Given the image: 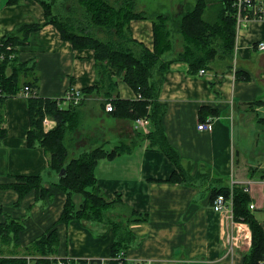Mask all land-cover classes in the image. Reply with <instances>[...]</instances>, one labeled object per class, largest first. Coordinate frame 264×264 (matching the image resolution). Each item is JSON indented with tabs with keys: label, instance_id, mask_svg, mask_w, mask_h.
<instances>
[{
	"label": "crops",
	"instance_id": "obj_1",
	"mask_svg": "<svg viewBox=\"0 0 264 264\" xmlns=\"http://www.w3.org/2000/svg\"><path fill=\"white\" fill-rule=\"evenodd\" d=\"M199 1L190 0L188 4L195 10ZM139 2L146 15L155 12L156 7L147 0ZM36 22L43 24L45 14L35 1L1 0L2 41L22 24ZM131 31L135 40L154 50L152 19H133ZM176 41L179 52L183 37L177 35ZM260 42H264V20L251 19L237 25L234 55L228 65L219 63L202 75L200 71L191 73L184 61L169 66L159 91V103L166 109L162 124L189 179L171 180L179 169L158 147L150 146L146 135L154 130L152 125L136 129L135 121L116 117L107 112L106 105L103 109L96 102L92 104L91 117L97 122L94 127L89 130L90 121L85 123L82 116L81 126L71 133V159L95 148L106 154L95 169L103 195L108 199L120 196L129 209L146 217L128 223L135 236L127 250L130 260L149 264H244L251 254L252 230L237 218L233 200L218 213L213 209V199L217 188L247 189V211L264 230V128L259 123L264 115V50L258 49ZM16 51L9 60L32 68L25 76L37 82V97L57 99L61 109L75 107L61 100L68 90L84 93L97 81L94 51L75 49L52 24L31 33L27 43ZM11 73L6 69V75ZM118 90L122 101L142 99L123 81H119ZM21 91L6 98L0 108V124L6 129L5 138L0 140V224L7 220L23 223L21 251L56 230L59 246L54 258L87 262L111 257L113 235L107 232L103 237L105 231L100 224L76 220L61 223L69 197L52 184L59 176L51 173V155L38 144L29 145L33 129L30 99ZM98 99L104 104L102 96ZM86 101L87 105L93 101L91 95ZM207 121L214 126L212 133L198 129ZM56 126L52 117L44 118L45 132ZM122 144L131 146L130 151L118 152ZM37 176L45 180L44 189L34 188L21 197L14 186L24 184L23 178ZM73 201L79 209L83 198L75 194ZM26 255L7 253L2 257L21 259Z\"/></svg>",
	"mask_w": 264,
	"mask_h": 264
},
{
	"label": "trees",
	"instance_id": "obj_2",
	"mask_svg": "<svg viewBox=\"0 0 264 264\" xmlns=\"http://www.w3.org/2000/svg\"><path fill=\"white\" fill-rule=\"evenodd\" d=\"M19 1L21 0H12V2ZM35 1L44 10L45 22L22 24L17 32L3 39L4 43L7 45L11 43L15 47L25 45L31 33L37 32L44 25L52 24L63 40L70 42L75 49L93 50L97 81L84 93H95L106 99V102L111 101L116 108L113 113L118 116H124L133 121L140 117H148L154 129L146 135L150 146L158 147L179 169L173 174L171 180L189 179L187 170L181 166L178 153L165 137L162 119L166 109L159 103V91L169 66L175 61L187 62L193 74L201 69H211L219 63L229 64L234 55L237 34L235 16L237 11L233 7L234 0L203 1L201 4L198 3L195 10L190 9L179 15L169 13L146 15L144 12L137 11L135 0ZM57 2L70 4L73 7L76 5L83 11L80 14L65 15V17L55 16L52 7ZM206 5H209V8ZM146 18L154 21L155 48L153 51L135 40L131 31L133 19ZM177 35L183 37V48L179 52L176 50ZM7 45L3 46L2 50L6 49ZM6 69H11L12 73L6 75ZM31 69L27 64L20 65L16 59L0 62L2 90L0 108L3 107L6 98L18 94L26 84L37 89V82L25 76V72ZM24 78L27 79L24 80ZM119 81L127 83L141 95L142 99L133 102L120 100ZM29 99L33 126L29 133V145L33 147L38 144L51 155V173L59 176L58 181L52 184L67 193L69 197L61 223L68 224L73 220L82 223H98L105 231L103 237L107 232L113 235L112 255L115 256L121 251L127 252L135 240L134 234L128 229V223L135 219H146V217L129 209L117 195L115 198L118 203L128 208L131 213L126 219L120 220L122 224L111 222L112 217L109 215L115 201L103 195L95 176L98 161L106 156L101 148L84 152L77 158L71 159L69 153L71 147L67 143V138L72 136L71 133L79 126L80 107H70L65 110L58 106L57 99L44 100L39 97ZM47 115L57 122L56 128L48 133L43 128V120ZM260 121V124H263L264 119ZM5 136L6 129L0 124V140ZM130 148L131 146L122 144L118 152H127ZM63 170L65 172L61 174ZM21 180L25 183L14 186L21 197L34 188L44 189L45 180L42 176ZM75 194L83 198L79 209L73 201ZM220 194L230 199L231 188H217L213 200ZM232 200L237 218L247 223L252 230V252L244 264H260L264 259V230L247 211L250 204L249 194L244 188L235 187ZM2 211L0 206V213ZM12 225L16 227L12 228ZM23 229V223L15 220H7L6 223L0 224V255L7 253L16 255L23 252L41 257L55 255L59 246L56 230L21 251L19 250L20 233ZM12 246L15 249L18 248L17 252L12 250ZM56 263L57 260L43 258L37 259L34 264ZM0 264H27V262L23 258L0 257ZM77 264H87V262L80 260Z\"/></svg>",
	"mask_w": 264,
	"mask_h": 264
},
{
	"label": "built area",
	"instance_id": "obj_3",
	"mask_svg": "<svg viewBox=\"0 0 264 264\" xmlns=\"http://www.w3.org/2000/svg\"><path fill=\"white\" fill-rule=\"evenodd\" d=\"M233 7L236 9V20L237 25H244L246 22H248L251 19H257V20H264V0H234ZM4 43L1 40L0 37V48H3ZM259 50H264V42H260L258 44ZM6 49L8 50L5 52L6 54H9L10 51H13V47L6 46ZM13 51L10 58L15 57L16 54ZM3 52H0V60L6 59V54ZM206 70L201 69L200 74H205ZM25 97L31 98V97H37V90L32 88L29 85H26L23 90L21 91ZM0 95H2V90L0 88ZM85 98L84 93L77 89H70L67 91L65 96L61 99L64 103H68L69 106H77L79 105L82 100ZM139 98H141V95H139ZM60 104V103H59ZM106 110L107 112H113L115 110L114 105L109 101L106 103ZM150 123V119L146 117L145 119H138L136 121L137 129L147 127ZM151 124V123H150ZM198 129L201 131H208L209 133L213 132L214 126L211 122L201 123L198 126ZM247 191V189H246ZM233 198V188L231 189V198H226L225 195L220 194L218 195L214 202H213V209L221 213L225 211L228 208V204L230 203V200L232 201ZM254 206L251 205V209H253ZM2 257V255H0ZM43 258H50V257H41L38 255H26L23 257V259L26 260L27 264H34L37 259H43ZM52 260H57L56 264H72V263H79L80 260L75 259H58V258H51ZM87 264H149V262H138L134 260H130L127 257V252L121 251L115 256H112L111 258H101V259H95V260H88ZM260 264H264V259L260 262Z\"/></svg>",
	"mask_w": 264,
	"mask_h": 264
},
{
	"label": "rangeland",
	"instance_id": "obj_4",
	"mask_svg": "<svg viewBox=\"0 0 264 264\" xmlns=\"http://www.w3.org/2000/svg\"><path fill=\"white\" fill-rule=\"evenodd\" d=\"M3 1H5V0H3ZM33 1H35V0H33ZM112 1H115V0H112ZM135 1H136V6H137V11L142 12L141 11V8H140V4L141 3L139 2V0H135ZM188 1H190V0H147V2H149V3H151L153 5V7H156L155 12L152 13V14H162V12H163L165 14H168L169 13L171 15H179L180 13H184V12L190 10L191 9L190 6H192V5L191 4H188L189 3ZM203 1H206V0H200L198 3L201 4ZM35 2L38 3L37 1H35ZM178 3H181V5L178 6ZM198 3H197V5H198ZM64 5H65V7H63ZM206 7L208 8V5H206ZM52 9H53L52 10L53 11V15H55V16H58L59 15L60 17H65V15L80 14L83 11L81 8L76 7V5H75V7H73V6H70V4H62V3L59 4L58 2L53 5ZM0 11H1V0H0ZM74 11H75V13H74ZM51 19H52V17H51ZM36 23H38V22H36ZM3 43H4V41H3ZM5 45H7V44H5ZM8 46L13 47V51H15L14 53L17 55V51L16 50L19 48V46L18 47H15L11 43H8L7 47ZM2 49L3 48L1 47L0 48V52L5 53V52L8 51L7 49H4V50H2ZM13 51H10L9 54H6L5 53L6 54V59L9 60V57L12 55ZM5 60H0V62H5ZM84 95H85V98L82 100V102L79 105H77V107H79V106L82 107V108L79 109V113H80L81 119H82V116H83V119H84V122L85 123L88 122V121H90L87 124L88 125V128L90 130L92 127H94L97 124V122H95V118L94 117L93 118L91 117V115H93L91 113L92 108H93V107H91L92 104H94L96 102V104H100V107L104 109L106 103H105V105L104 104L101 105L100 101H98L99 100L98 97L99 96L101 97V95H98V94H95V93H88V94H85L84 93ZM90 95L93 98V101H91L87 105V101L86 100H87V97L88 98L90 97ZM97 95H98V97H97ZM103 99H102V101H103ZM104 102H106V99H104ZM113 112H111V113H113ZM113 114H115V116L117 115L116 113H113ZM116 117H118V116H116ZM141 118L142 119H145L146 117H140L138 119H141ZM138 119L135 120V123H136V121ZM260 119L261 120L264 119V115L261 116V118H259V123L261 122ZM262 123L263 124H261V125L259 124V125L261 126V128H264V122H262ZM150 125L151 124L149 123L148 126L150 127ZM80 126H81V123H80L79 127ZM86 127L87 126H85V128ZM135 128L137 129V125H135ZM72 141H73V138H71V136L67 138V143L69 145L72 143ZM97 149L98 148H95L94 150H97ZM72 152H73L72 149H70L69 150V153L71 154ZM70 157H73V156H70ZM111 200L115 201L116 203L114 202V208L110 212V215L109 216L112 217L111 222H115L116 224H119V223H121L120 220H122V218H125L126 219L127 216H129L131 212H130V210L128 208L124 207L123 205H120L118 203V200H116V198L111 199ZM11 227L12 228H15L16 225H12ZM110 229L112 230V228H110ZM12 250H16V252H17V249H15L14 246H12ZM19 252H21V251H19ZM50 257L51 258H54V255L53 256H50ZM64 259H70V258H64Z\"/></svg>",
	"mask_w": 264,
	"mask_h": 264
},
{
	"label": "water",
	"instance_id": "obj_5",
	"mask_svg": "<svg viewBox=\"0 0 264 264\" xmlns=\"http://www.w3.org/2000/svg\"><path fill=\"white\" fill-rule=\"evenodd\" d=\"M63 172H64V171H62V173H63ZM62 173H61V174H62Z\"/></svg>",
	"mask_w": 264,
	"mask_h": 264
}]
</instances>
